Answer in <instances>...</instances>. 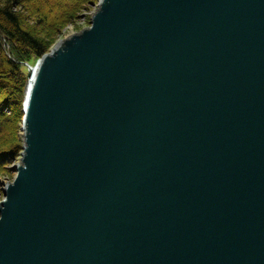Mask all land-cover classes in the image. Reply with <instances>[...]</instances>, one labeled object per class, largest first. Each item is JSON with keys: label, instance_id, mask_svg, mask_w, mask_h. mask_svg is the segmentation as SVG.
Returning <instances> with one entry per match:
<instances>
[{"label": "water", "instance_id": "1", "mask_svg": "<svg viewBox=\"0 0 264 264\" xmlns=\"http://www.w3.org/2000/svg\"><path fill=\"white\" fill-rule=\"evenodd\" d=\"M37 69L0 264H264V0H102Z\"/></svg>", "mask_w": 264, "mask_h": 264}, {"label": "trees", "instance_id": "2", "mask_svg": "<svg viewBox=\"0 0 264 264\" xmlns=\"http://www.w3.org/2000/svg\"><path fill=\"white\" fill-rule=\"evenodd\" d=\"M25 1L27 2V0H5V3L0 5V60L3 61L0 62V120L3 125L11 121L12 118H14V120L17 118L12 115L9 117L4 115L3 112L6 109H9V112L17 111L20 118H22L23 115L19 106L22 104V97L20 95L22 94L24 83H21L18 87L10 81V78L16 81L18 78V81H20L22 77L23 81H26L22 75L21 67L18 70L17 62H30L33 56L41 58L47 51L48 46L46 39L50 38L51 34L54 35L57 29L55 26L60 28L59 26L63 25H60L61 21L57 17H54V22H47V18L42 9L36 10L34 20L31 22L34 23V25H30L29 20L27 21V17H25L21 11H16L17 8L20 9L24 7ZM82 3L83 0H80L77 6L69 9L70 11H68V13L70 19L77 13L76 11L78 8L80 10V4ZM56 4L58 10H64L65 6L62 1L58 0ZM54 7L55 4L53 8ZM53 8L50 7V13L55 15ZM40 28L44 29V31H48V33L46 34L45 32V34L42 35V33L38 32ZM4 45L7 46V52L4 51ZM3 87L7 88V92H10V95L1 98L5 93L2 90ZM17 96H19L18 100L16 99ZM3 125L0 126V130L3 128ZM8 144L11 145L12 143L9 142ZM4 146L5 145H0V164L14 155L13 150L6 152L1 151V149H7L3 148Z\"/></svg>", "mask_w": 264, "mask_h": 264}, {"label": "rangeland", "instance_id": "3", "mask_svg": "<svg viewBox=\"0 0 264 264\" xmlns=\"http://www.w3.org/2000/svg\"><path fill=\"white\" fill-rule=\"evenodd\" d=\"M43 0H27L24 3L23 8H17L16 11H21V13L24 14L25 17H27V21L29 20L30 25H34V23H31L34 20L35 12L38 9H42L43 13L45 14L47 18V22H54V17H57L60 19V28L55 26L56 32L54 35H50V38L46 39L47 42V51L43 55V57L53 53L54 50V44L55 39L58 37L74 34L77 32L88 30L92 27V21L94 19V16L97 12V9L101 3L102 0H83V3L80 4V10L76 11L77 13L74 14L73 18H69L70 8H73L78 5L80 0H60L64 4V10L60 11L58 10V6L56 2L58 0H44L43 2H40ZM5 3V0H0V5H3ZM55 4V7L53 8ZM50 7L53 8L54 14L50 13ZM53 15V17H52ZM28 24V25H29ZM59 25V24H58ZM37 26V25H36ZM39 26V25H38ZM39 33H42V35L48 33V31H44V29L40 28L38 30ZM32 61L28 62L32 65L36 64V61L39 59V57H31ZM0 62H3L0 60ZM21 71L22 75L24 76V79L26 81H23V77L20 79V81L12 80L10 78V81L12 84H16L18 87L21 85V83H24L22 94L20 95L22 97V101L25 100L26 90L28 87V79H27V68L21 65ZM20 82V83H18ZM2 90L5 92L1 98H4L5 96H9L10 92H7V88L3 87ZM19 99V96L16 98ZM24 102V101H23ZM22 111V105L19 106ZM1 111V110H0ZM4 115L7 117L9 116H16L17 118H12L11 121L6 122L4 125L2 124V121L0 120V126L3 125V128L0 130V145H5L3 148L7 149H1V151H10L13 150V156L9 157L6 162H2L0 164V203H3L6 200L5 197V190L6 188L11 185L14 180L17 178V173L14 170L16 167L22 166V160L24 156V145L23 143V137L26 135V131L24 130V117L20 118L19 114H17V111L9 112V109L5 110ZM23 114V112H22ZM25 132H24V131ZM12 139V140H11ZM11 142L12 144L9 145L8 143Z\"/></svg>", "mask_w": 264, "mask_h": 264}, {"label": "bare ground", "instance_id": "4", "mask_svg": "<svg viewBox=\"0 0 264 264\" xmlns=\"http://www.w3.org/2000/svg\"><path fill=\"white\" fill-rule=\"evenodd\" d=\"M3 48H4V51H6L7 52V46L6 45H4L3 46ZM22 61H19V62H17V64H18V70H19V68L21 67V65H22ZM18 70H17V72H18ZM36 74H37V70L36 69H34V70H32V72H31V77H30V81L28 82V87H27V90H26V96H27V98L30 96V94H31V91H32V89L34 88V85H35V80H36ZM27 100V99H26ZM24 130L26 131V126L24 125ZM23 130V131H24ZM24 131V132H25ZM4 162H6L5 160H4Z\"/></svg>", "mask_w": 264, "mask_h": 264}]
</instances>
